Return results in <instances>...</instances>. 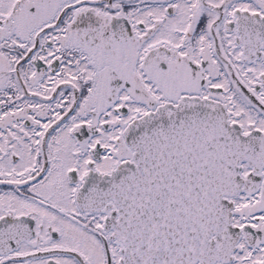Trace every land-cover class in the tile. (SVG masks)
<instances>
[{
	"label": "snow or ice",
	"instance_id": "6c2138e0",
	"mask_svg": "<svg viewBox=\"0 0 264 264\" xmlns=\"http://www.w3.org/2000/svg\"><path fill=\"white\" fill-rule=\"evenodd\" d=\"M0 264H264V0H0Z\"/></svg>",
	"mask_w": 264,
	"mask_h": 264
}]
</instances>
